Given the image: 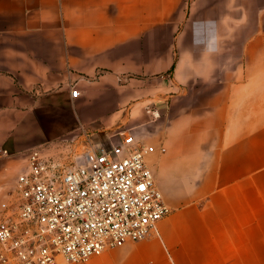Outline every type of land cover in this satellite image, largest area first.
<instances>
[{
  "label": "crops",
  "instance_id": "0c3cea01",
  "mask_svg": "<svg viewBox=\"0 0 264 264\" xmlns=\"http://www.w3.org/2000/svg\"><path fill=\"white\" fill-rule=\"evenodd\" d=\"M125 135L169 213L79 264H264V0H0V205L30 149Z\"/></svg>",
  "mask_w": 264,
  "mask_h": 264
},
{
  "label": "built area",
  "instance_id": "2783aa9c",
  "mask_svg": "<svg viewBox=\"0 0 264 264\" xmlns=\"http://www.w3.org/2000/svg\"><path fill=\"white\" fill-rule=\"evenodd\" d=\"M70 148L60 139L28 151L0 205V264L83 263L156 233L169 213L145 162L149 150L131 135L67 165Z\"/></svg>",
  "mask_w": 264,
  "mask_h": 264
},
{
  "label": "rangeland",
  "instance_id": "374dc122",
  "mask_svg": "<svg viewBox=\"0 0 264 264\" xmlns=\"http://www.w3.org/2000/svg\"><path fill=\"white\" fill-rule=\"evenodd\" d=\"M83 152L84 150H82L79 145L71 144L69 156L64 160V163L69 165L74 164V162L76 161L80 162ZM47 154H50V152H48Z\"/></svg>",
  "mask_w": 264,
  "mask_h": 264
}]
</instances>
